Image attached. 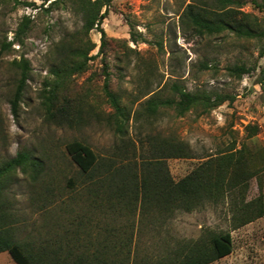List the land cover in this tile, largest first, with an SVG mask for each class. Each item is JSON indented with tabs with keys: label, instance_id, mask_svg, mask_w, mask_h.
<instances>
[{
	"label": "rangeland",
	"instance_id": "1",
	"mask_svg": "<svg viewBox=\"0 0 264 264\" xmlns=\"http://www.w3.org/2000/svg\"><path fill=\"white\" fill-rule=\"evenodd\" d=\"M52 1L0 0V160L28 149L43 164L35 179L18 170L10 187L17 239L30 244L46 261L74 262L80 256L87 261L84 264H93L95 257L136 264L139 259L159 257L176 241L197 239L206 230L231 231L233 252L210 264H264V215L234 228L231 198L169 214L141 206L142 195L135 197L129 190L133 171L138 180L142 174L149 135L174 136L188 143L192 157L167 160L176 181L234 144L237 149L246 143L254 151L264 150V94L259 84L264 55L259 41L228 32L197 36L184 29L181 15L186 6L210 0H113L102 22L109 45L99 53L101 33L90 32L96 44L90 55L96 58L87 71L73 76L69 91L72 96H86L104 114L112 112L103 90L109 74L111 89L133 113L125 150L121 137L103 118L79 126L45 120L41 92L51 76L55 45L65 33L75 34L82 27L81 15L68 5L46 10ZM243 1L241 9L257 16L264 27V12L250 0ZM25 15L33 21L24 43L4 48V43L14 41ZM129 22L142 34L141 41H132ZM22 56L29 59L31 70L16 116L11 98L19 70L12 62ZM241 64L252 67V73L242 78L230 74V67ZM172 83L234 99L184 116L168 109L151 124L136 119L134 111L158 91L168 95ZM248 125L258 126V133L249 137ZM74 140L89 144L98 154L92 172H83L72 159L67 144ZM260 183L257 176L250 178L246 201L264 197V177ZM119 186L126 189L124 196ZM0 264L16 262L5 251L0 252Z\"/></svg>",
	"mask_w": 264,
	"mask_h": 264
},
{
	"label": "trees",
	"instance_id": "2",
	"mask_svg": "<svg viewBox=\"0 0 264 264\" xmlns=\"http://www.w3.org/2000/svg\"><path fill=\"white\" fill-rule=\"evenodd\" d=\"M113 0H53L46 10L70 6L82 17V27L77 33H65L55 45V58L50 67L51 76L45 80L41 92V103L45 120L57 125L79 126L91 122L94 118L104 119L115 133L121 137L122 147L128 144L125 136L132 119L131 111L123 103L121 95L112 90L108 75L104 84V96L112 109L106 114L101 107L89 103L86 96L77 93L72 96L69 85L75 74L88 70L89 62L96 56L90 55L96 44L89 34L93 29L101 33L99 53L109 45L107 33L102 27L103 19ZM21 3L22 1H17ZM203 2V1H202ZM211 3H189L181 15L184 29H189L197 36H211L231 33L237 38L257 39L260 43V55H264V27L259 18L241 9L243 0H210ZM255 8L264 12V0H250ZM31 5V3H26ZM68 5V6H67ZM105 10L103 11V9ZM33 19L25 15L19 23L14 41L3 44L10 48L13 43H24V37L31 27ZM131 26V38L135 43L143 39L142 34ZM14 66L19 70L16 88L11 98L13 113L18 116L20 102L30 77V61L22 56L15 59ZM253 68L244 64L230 67V74L242 78L252 73ZM259 84L264 94V66L260 69ZM234 98L228 94L208 90L189 91L179 83H172L168 95L158 91L146 99L138 110L136 119L151 120L162 115L166 110H173L176 115L184 116L193 109L202 112L214 109ZM87 105V106H86ZM248 136L258 133L256 125L247 126ZM150 148L138 180L133 171L131 182L132 194L141 197V206L156 208L158 212L172 214L175 211L192 212L206 205L207 202L219 203L231 198L234 228H239L264 215V197L246 201L248 181L257 176L262 186L261 172H264V150H252L246 143L240 148L235 144L215 157L205 159L195 169L179 180L170 172L167 160L171 158L192 157L188 143L174 136L149 135ZM72 159L83 172H92L99 161L95 150L87 143L74 140L67 144ZM43 168L42 161L34 152L24 149L16 156L0 160V252L7 251L16 264H84L87 261L78 257L74 262L67 259L46 261L34 251L30 244L17 239L14 224L16 214L9 196L15 174L18 170L30 172L33 179L39 176ZM132 171V170H131ZM130 177V176H128ZM128 180V181H129ZM128 186V183H126ZM120 195H125V188L119 186ZM128 190V188H127ZM234 250V238L231 231L213 232L206 230L197 239H183L170 245L166 252L152 260L139 259L136 264H210L231 254ZM90 263V260L88 261ZM93 264H126L124 260L106 261L95 257Z\"/></svg>",
	"mask_w": 264,
	"mask_h": 264
}]
</instances>
